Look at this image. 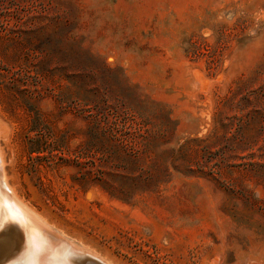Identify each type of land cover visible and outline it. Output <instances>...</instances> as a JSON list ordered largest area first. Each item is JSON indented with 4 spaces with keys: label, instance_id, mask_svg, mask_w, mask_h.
Here are the masks:
<instances>
[{
    "label": "rangeland",
    "instance_id": "374dc122",
    "mask_svg": "<svg viewBox=\"0 0 264 264\" xmlns=\"http://www.w3.org/2000/svg\"><path fill=\"white\" fill-rule=\"evenodd\" d=\"M0 123L52 264H264V0H0Z\"/></svg>",
    "mask_w": 264,
    "mask_h": 264
},
{
    "label": "bare ground",
    "instance_id": "6f19581e",
    "mask_svg": "<svg viewBox=\"0 0 264 264\" xmlns=\"http://www.w3.org/2000/svg\"><path fill=\"white\" fill-rule=\"evenodd\" d=\"M0 125H1V123H0ZM3 134L4 133L0 127V139L3 138L2 137ZM4 166H5L4 156H3V153L0 149V236H1V233L3 232L4 228L7 226L6 225L7 220L16 222L14 226L17 227L20 236H21V234H24V236L26 235V238L23 239V241H21V237L19 239V242L20 241L21 242L19 243V247H17V252L16 251L14 252L15 256L12 258L13 262H14L13 264H52V262H50L47 258L44 257V255L42 254L43 252L40 251L41 247H45L49 244V243H47L48 241L47 242L45 241V239H44L45 237L43 236V234H45L46 238H50L52 236V233L50 232V230L52 229V226L44 224V222H42V221L40 222L37 219L38 217L36 218V216L34 215L36 212L33 214L25 206L26 204L24 205L22 200L20 198H18V196L16 195V193L14 192V190L11 188V186L8 183V179H7V177L5 175V171H4ZM9 223H11V222H9ZM10 229H11V227H10ZM42 229L45 231V233H44V231H42ZM14 231H16V230H14ZM40 232H42V234H40ZM61 232L57 231L56 241L58 240V238L65 239V237H64L65 235H63L64 233L62 234ZM49 233L51 234V236ZM53 240H55V239H53ZM53 240H51V243H55V242H53ZM67 240H69V239H67ZM1 241L2 240L0 238V243H3V241L2 242ZM71 243H73V241H70V244ZM55 244H58V243H55ZM73 244H75V240H74ZM81 245H83V244H81ZM12 246H13V244H12ZM57 246H59V245H57ZM75 247L77 249H79L82 253L87 254L89 257H91L93 259H97L104 264H110V263L112 264V262H110V261L109 262L105 261L103 256H102V258L100 257L101 255L98 256V253L95 254L94 253L95 251L94 252L89 251L88 247H87V249H88L87 250V249H85V247L83 248L82 246L78 245V243ZM6 248H7V246H6ZM4 249H0V259L2 257L6 256V253L7 254L9 253V252H5ZM6 251H8V250H6ZM9 260H10V257H9ZM8 262L9 261H7V264H8ZM5 263H6V261H3V260L0 261V264H5ZM62 264H68V263H67V261L63 260ZM74 264H76V263L74 262Z\"/></svg>",
    "mask_w": 264,
    "mask_h": 264
},
{
    "label": "trees",
    "instance_id": "16d2710c",
    "mask_svg": "<svg viewBox=\"0 0 264 264\" xmlns=\"http://www.w3.org/2000/svg\"><path fill=\"white\" fill-rule=\"evenodd\" d=\"M30 131L35 132V127H31ZM42 149H40V145L38 143H33L30 147H29V153H42Z\"/></svg>",
    "mask_w": 264,
    "mask_h": 264
},
{
    "label": "water",
    "instance_id": "95a60500",
    "mask_svg": "<svg viewBox=\"0 0 264 264\" xmlns=\"http://www.w3.org/2000/svg\"><path fill=\"white\" fill-rule=\"evenodd\" d=\"M81 262L79 263V264H104V263H102V262H100L99 260H97V259H87V260H84V259H82V260H80Z\"/></svg>",
    "mask_w": 264,
    "mask_h": 264
}]
</instances>
